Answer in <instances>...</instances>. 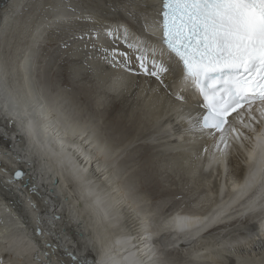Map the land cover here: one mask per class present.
I'll list each match as a JSON object with an SVG mask.
<instances>
[{"label": "bare ground", "instance_id": "obj_1", "mask_svg": "<svg viewBox=\"0 0 264 264\" xmlns=\"http://www.w3.org/2000/svg\"><path fill=\"white\" fill-rule=\"evenodd\" d=\"M29 1L36 3L38 0H0V142L17 136L18 139L13 141V147H10L12 154L14 153V156L16 154L26 160V162L23 161V167L26 164V173L20 179L19 185L14 184L15 182H9L7 172L10 164H12L10 169L15 168L16 158L14 159L12 156L10 157L13 160L8 158L11 155L10 152H7L8 155L0 152V162L4 168L0 172L4 177L3 180L0 179V190L3 196L5 194L8 196L6 206L12 208L11 204L12 201H15L14 197H19L17 204L22 206L23 213L26 210L25 236L22 234L17 220L15 221L11 216L4 214L3 208H0V230L6 231V234L2 236L3 242L0 243V259H3L4 264H37L33 260L36 243L39 242L42 245L45 241L50 243L52 247L42 248L41 251L46 250L49 253L62 254L65 248L69 251L75 250V254L87 264H161L159 254L163 250H161L162 248L158 249L157 246V238L159 237L165 239V249L168 247L172 249L175 246H179L183 250L186 249L185 256L191 264H220L217 261L222 258L219 259L218 251L217 254H212V251L227 243L230 244L222 247L223 249H220L219 252L222 251L224 258H226L225 255L228 256V264H261V261L264 260V234L259 233L258 227L252 222H243V220L234 219V217L241 215L244 210L255 211L260 209L259 207H261L260 212L262 211L264 214V181L258 178L254 192L250 189L246 190L245 181L252 165L240 164V179L230 177L228 181L223 182L224 177L230 171V168L226 170L224 162L228 154L231 153V160L233 154L239 156L241 161L243 160L240 144L230 141L231 146L227 150V155L222 158L219 151L214 149V152L213 148L206 147L204 144L195 153L191 173L210 175L211 178L207 180V183H210L215 171H217L215 194L207 188L206 195L202 194V198L197 201V204L199 201L200 203L201 201L208 203L206 198L211 199L212 195H215V200L218 202L214 207L198 213L185 211L177 206L166 214L157 227H154L149 218L150 214H147L143 209L137 213L134 210L136 206L124 198L129 191L120 187V177L112 172L113 160L110 159L117 151H107L99 137L97 138L94 124H72L69 121L71 113L67 110L65 103L57 98H53L51 101L43 99V95L40 94L36 84L32 83L30 77L27 76L26 67L21 66L22 77H20V81L13 77L12 69L8 64L9 60L4 57L3 52L10 47L14 35L18 34L15 33L30 17L27 12L26 16L24 15L25 18L17 12L20 5L28 4ZM125 3L128 4L129 9L126 15L131 13L134 16L135 14V18L131 17L130 21L125 16L121 18V21L107 19L103 21L102 19L103 23L100 21L102 23L100 29L97 28V39L109 37L108 39H112L111 42L115 41V43L112 44L111 49L104 42H97L92 48L93 51L95 50L94 53L96 52L102 59L113 49L128 53L131 71L128 72L130 75L125 74L128 77L123 80L128 82V89L126 90L128 94H123L119 102H130V99L132 102H137L143 95L147 97L154 91L158 95L150 99V104L152 102L153 108L159 111H153V117L168 118L171 113L175 114L165 128L169 129L173 126L174 131L181 133L180 135L189 141L200 140L202 142L206 133L185 132L184 126H187L181 124L176 116L178 108L182 107L185 112H189L191 108L197 109L200 99L195 92L187 91L185 86L180 83L181 71L175 60L169 61L167 57L164 58V62L170 71L163 77L164 84H160L153 77L137 74L140 73V69L135 60L136 54L128 49L123 42L124 33L121 26L128 29L129 42H134L137 37H144L157 49L160 48L159 39L150 34L158 33L159 28L156 26V13H158L156 0H126ZM69 4L70 8L63 4L59 5L61 8H58L62 12L67 11L65 13L68 14L76 6H73V3ZM143 5H148L145 9L146 14H144L145 23H142L140 19V13L143 12L142 8H145L142 7ZM42 9L31 21V32L35 33L37 30L38 34L42 35L51 23L66 21L63 18L64 15L61 17L62 13L59 9H55V11H58L56 15H60V17H51L52 22L47 19V14L42 13ZM75 13L78 14L77 11ZM96 17L93 15L89 19L95 21ZM96 21H98L97 18ZM92 27H97V25ZM109 31L113 33L112 36L108 35ZM117 60H122V57L118 56ZM120 69L124 70L123 68ZM112 71L113 75L120 77L117 75L118 70ZM119 80L122 81L121 78ZM113 81L118 82L116 78ZM19 83L26 85V95L20 91L22 86ZM115 83H110L109 87H114ZM147 83L148 87L146 88ZM165 85H169V87L166 88ZM157 86H161L163 89H158ZM131 89L135 91L129 93ZM157 89L159 92H156ZM178 89L185 92L186 102L182 105L178 104L172 95H169L170 92L174 93ZM128 97L132 98L129 99ZM6 118L15 120L16 128L9 137L1 133L7 130V126H4ZM66 122L68 125L64 126L63 123L66 124ZM244 122H249L247 116H245ZM260 126L261 124L255 125V133L250 130H243L241 123L236 126L239 131L249 137L248 140L241 138L245 145L244 149L247 150L245 152L249 151L246 156L248 161ZM117 127L118 125L114 124L110 129L117 130ZM86 147L89 149L88 152ZM213 157L217 160V166L214 164V159L213 166L208 168V163ZM233 161L234 159L232 163ZM217 167L221 172L216 170ZM233 169H235V164H233ZM207 171L210 172L207 173ZM236 171L237 174L234 176H237L240 170L237 169ZM33 177L35 182H33ZM259 185L261 186L260 190ZM29 200L36 205L35 212L28 207ZM38 211H40V220L43 222L39 227H42L46 233L50 232L51 235L38 236L35 234L34 229L38 226L36 219ZM54 216L58 218L53 219ZM46 221L47 223H45ZM120 221L123 225V232L118 234L117 231H114L113 226L116 227ZM178 221L184 225L182 230L177 228ZM236 222L242 223V226H245L248 231L244 232L245 227H232L226 232L227 229L220 231L218 227L208 231V233L204 232L201 236L202 232L206 230L205 228L211 229L216 225L225 227L228 223ZM224 232H226L225 237H228L225 238L226 240L219 239L213 243H205V239H209L210 235H221ZM217 237L221 238V236ZM52 240H54L53 243ZM56 245H59L58 249ZM234 255L244 256L242 259L248 260V262L240 260L241 262L237 263L232 261ZM56 258L55 255L50 256L53 262ZM40 259L43 261L49 257L43 256V252H40ZM65 259L68 258L65 257Z\"/></svg>", "mask_w": 264, "mask_h": 264}, {"label": "rangeland", "instance_id": "obj_2", "mask_svg": "<svg viewBox=\"0 0 264 264\" xmlns=\"http://www.w3.org/2000/svg\"><path fill=\"white\" fill-rule=\"evenodd\" d=\"M68 1L76 6L72 8V12L67 14L64 9V12L60 11L59 5H68L70 8ZM124 2L126 0H38L36 3L30 1L28 4L24 3L25 6L24 4L20 5L17 12L24 18L26 12L29 13V20L26 19L25 24L15 33H18L17 35L13 34L14 38L10 47L3 53L4 57L9 60L8 64L12 69V75L17 81H20V77H22V67H26L27 76L30 77L32 83L36 84L43 99L51 101V99L57 98L65 103L64 105L71 113L69 121L72 124H94L97 138L99 137L107 151H117L110 159L113 160L112 172L120 177V187L129 191L124 198L136 206L134 210L137 213L143 209L147 214H150L148 216L152 225L157 227L166 214L177 206H180L182 210L198 213L214 207L218 202L215 200V195H212L211 199L206 198L208 203L199 201L198 205L197 201L202 198V194L206 195L207 188L215 194L216 173L215 175L213 173L214 177L210 180L211 182L208 181L210 183H207V180L211 178L210 175L191 173L195 153L202 146L200 145L201 141H189L180 135L181 133L174 131L173 126L169 129L165 128L175 114L171 113L168 118L153 117L152 112L159 110L153 108L154 104L152 102L150 104V99L157 96V93L153 91L147 97L143 95L137 102H132L130 99L132 97H128L130 102H119L123 94H128L126 93L128 82L123 80L130 73L126 71L124 73L120 67H113L100 58L96 52L95 54V50L93 51L92 48L95 43L104 42L111 49L112 44L115 43V41L112 43V39H108L109 37L97 39L98 33L96 34V32L103 23L102 19L103 21L105 19L121 21V18L125 16L130 21L131 17L135 18V14L134 16L126 15L129 9L128 4H124ZM56 6L60 7L58 9L62 13L61 17L64 15L66 23L64 21L53 22L42 35H39L37 30L35 33L31 32V21L42 8V13L47 14V19H50L51 22L52 18L60 17V15H56L58 14V11H55V9L58 10ZM76 11L78 14L75 13ZM93 15L97 16L98 21L96 18L95 21L89 19ZM96 25L97 27H92ZM88 30L89 32H87ZM114 70L119 71L117 75L120 77L111 73V71L115 72ZM115 78L120 84L113 81L116 82L114 87H109ZM20 85L22 86L20 91L26 95V85ZM145 87H148V83ZM160 87L157 86L158 89H163ZM158 89L156 92H159ZM134 91L131 89L129 93ZM63 124L64 126L68 125L67 122ZM114 124L118 125L117 130L110 129ZM86 151H89L87 147ZM209 172L207 171V173ZM234 172L237 174L236 170ZM220 176L222 177V174ZM228 178L230 177L225 176L223 182L228 181ZM113 227L118 234L123 232L121 221L116 224V227ZM246 231L248 230L245 227L244 232ZM226 232L221 235H210L209 239H205V243H213L219 239L226 240L225 238H228L225 237ZM217 236H221V238ZM229 244L221 245L219 249L212 251V254L218 251L219 259L222 258L217 261L220 264L229 263L228 256L225 255L226 258H224L222 251L219 252L220 249H223L222 247ZM157 246L158 249L162 248L161 250L164 251L159 254L161 264L167 262L170 264H191L186 259L185 248L183 250V248L175 246L172 249H169L171 247L165 249V239L162 237L157 238ZM234 256L232 261L248 262V260L242 259L244 256L240 259L239 255H237L238 257ZM248 258L252 259L253 257Z\"/></svg>", "mask_w": 264, "mask_h": 264}, {"label": "snow or ice", "instance_id": "obj_3", "mask_svg": "<svg viewBox=\"0 0 264 264\" xmlns=\"http://www.w3.org/2000/svg\"><path fill=\"white\" fill-rule=\"evenodd\" d=\"M156 16V26L161 30L159 49L144 37L129 42L128 29L121 26L124 44L136 54L140 69L137 74L153 77L164 84L163 77L170 71L164 58L174 59L181 68L180 83L200 97V112L195 117L191 113L185 114L182 107L176 111L180 123L187 126L184 131L207 133L215 142L221 158L227 155L230 140L244 148L241 138L248 140L249 137L239 131L232 120H238L254 133L255 125L264 122V0H160V11ZM108 35L113 33L109 31ZM118 56L122 60H117ZM104 59L113 67L131 71L127 52L113 49ZM169 95L178 104L186 102L184 90L178 89ZM245 116L248 123L244 122ZM249 162L253 167L245 184L252 188L258 178L264 181V130L256 135ZM23 175L16 171L14 179L19 180ZM28 207L36 211L31 200ZM36 219L35 234L51 235L39 227L43 223L39 213ZM183 227L178 221V230ZM51 247L47 241L42 245L37 242L33 260L37 264H87L75 254V250L67 248L62 254L43 252V256L49 259L41 261V249ZM56 247L58 249L59 245ZM52 255L57 257L54 262L50 259ZM0 264H4L3 259Z\"/></svg>", "mask_w": 264, "mask_h": 264}, {"label": "water", "instance_id": "obj_4", "mask_svg": "<svg viewBox=\"0 0 264 264\" xmlns=\"http://www.w3.org/2000/svg\"><path fill=\"white\" fill-rule=\"evenodd\" d=\"M210 162H211V163H210ZM210 162L208 163V164H209V165H208V168H211V167L213 166V163H212L213 161H210ZM214 164H215V162H214Z\"/></svg>", "mask_w": 264, "mask_h": 264}]
</instances>
